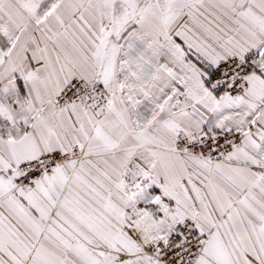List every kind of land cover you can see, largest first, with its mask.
I'll list each match as a JSON object with an SVG mask.
<instances>
[{"label":"snow or ice","instance_id":"1","mask_svg":"<svg viewBox=\"0 0 264 264\" xmlns=\"http://www.w3.org/2000/svg\"><path fill=\"white\" fill-rule=\"evenodd\" d=\"M0 264H264V0H0Z\"/></svg>","mask_w":264,"mask_h":264}]
</instances>
